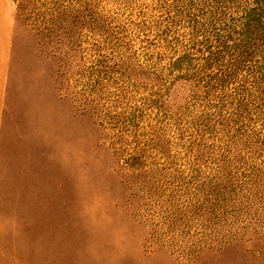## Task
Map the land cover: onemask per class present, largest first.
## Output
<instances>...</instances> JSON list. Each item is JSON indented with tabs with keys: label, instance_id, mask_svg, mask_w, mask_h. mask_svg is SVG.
I'll use <instances>...</instances> for the list:
<instances>
[{
	"label": "rangeland",
	"instance_id": "obj_1",
	"mask_svg": "<svg viewBox=\"0 0 264 264\" xmlns=\"http://www.w3.org/2000/svg\"><path fill=\"white\" fill-rule=\"evenodd\" d=\"M56 7L54 0H0V27L5 17L13 16L4 115L9 160L0 178V264H264L261 156L256 164L262 194L252 196L251 180H242L241 194L249 193V198L240 203L253 199L250 212L257 206L252 218L212 230L191 220L185 226L179 220L162 224L159 204H148L138 189L148 179L143 174L157 167L150 165L145 137L113 123L126 117L150 87L135 93L131 84L111 74L98 82L96 59L105 54L113 57L112 63L119 56L101 43L97 48L93 31L77 30L69 37L56 21V15L66 17L62 12L67 8L61 6L60 15ZM110 9L111 1L102 0L96 11ZM133 48H123L127 63ZM198 105L184 116L192 125L212 127L217 136L232 135L231 123L200 118ZM145 123L138 121V133H144ZM174 127L168 124L157 132L167 143L175 170L170 172L176 176L187 174V161L195 152H189L188 138L181 141ZM136 137L135 144L131 141ZM204 142L216 148L221 141L204 137Z\"/></svg>",
	"mask_w": 264,
	"mask_h": 264
},
{
	"label": "trees",
	"instance_id": "obj_2",
	"mask_svg": "<svg viewBox=\"0 0 264 264\" xmlns=\"http://www.w3.org/2000/svg\"><path fill=\"white\" fill-rule=\"evenodd\" d=\"M100 1L54 0L59 6L55 10L67 8L62 12L66 17L56 15V21L69 37L77 30L95 32L96 47L101 43L119 56L114 57L119 62L112 63L113 57L105 54L96 59L98 82L111 74L131 84L135 93L150 87L126 117L113 120L118 126H129L132 136L145 137L143 146L151 150L150 165L157 167L143 174L148 178L140 181L143 186L138 184L145 200L159 204L162 224L179 220L185 226L191 220L212 230L228 221L252 218L257 206L254 212L248 208L254 200L244 206L240 201L249 198V193L241 194L243 179L251 180L252 196L262 194L256 160L259 156L264 160V0H109L110 12L101 14L96 11ZM139 36L140 43L133 48ZM123 48H133L128 63ZM119 92L124 97L123 87ZM195 102H199L200 118L231 123L232 135L217 136L212 127L192 125L184 116ZM150 109L156 112L147 113ZM140 119L146 121L143 134L138 133ZM168 124L179 130L181 141L186 135L190 153L194 149L187 174L182 175V169L181 175H171L175 170L168 146L157 132ZM204 137L221 142L215 148ZM131 142L139 143L137 137Z\"/></svg>",
	"mask_w": 264,
	"mask_h": 264
},
{
	"label": "crops",
	"instance_id": "obj_3",
	"mask_svg": "<svg viewBox=\"0 0 264 264\" xmlns=\"http://www.w3.org/2000/svg\"><path fill=\"white\" fill-rule=\"evenodd\" d=\"M13 37V16L4 18L0 27V178L7 168L8 137L5 126V111L7 104L8 71L10 66V51Z\"/></svg>",
	"mask_w": 264,
	"mask_h": 264
}]
</instances>
